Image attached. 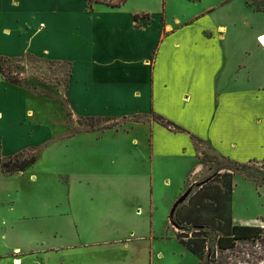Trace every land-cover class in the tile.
<instances>
[{
  "label": "crops",
  "instance_id": "0c3cea01",
  "mask_svg": "<svg viewBox=\"0 0 264 264\" xmlns=\"http://www.w3.org/2000/svg\"><path fill=\"white\" fill-rule=\"evenodd\" d=\"M140 1L144 2L140 7L133 6L138 1L129 0L121 8L95 5L90 12L87 0H57L56 24L46 17L41 24L27 28L33 32L32 38L39 36L49 43L54 31L61 35L59 39L66 44L61 43L60 49L69 55L75 53L78 61L73 56L61 55L58 59L71 61L77 74L87 76L82 88L86 99L80 97L89 111L126 119L125 126L110 136L140 133L142 142L139 137L133 142L134 149L143 155L135 171L129 170L130 164L119 168L122 159L115 161L112 153L105 163L101 159L83 160L89 169H79L74 160L72 168H64L61 156L77 153L69 147L78 138H96L98 144L107 142L104 140L110 136L98 138L89 133L71 137L57 162L63 172L72 173V212L63 207L40 215L21 210V198L25 196L18 185L25 179L27 184L37 183L33 166L25 172L0 176V183L9 184L6 193L0 190V203L10 200L8 217H0L1 241L5 242L0 246V264H111L102 259L103 253L110 255L114 264H157L165 259L156 246L157 158L179 154L198 157L194 142L199 140L237 163L264 161V23L256 31L250 23L246 25L247 41L255 45L244 48L226 36L229 26H238L236 17L226 24L213 22L220 9L237 0H226L183 17L169 16V9L163 6L165 0H156V8L147 6L146 0ZM179 1L185 7L202 2ZM243 1L253 16H264V12L249 6V0ZM14 4L13 8L19 6L15 8L21 11L31 10L27 1ZM42 8L44 13L51 9ZM136 15L140 16L138 21ZM0 32L12 36L11 28ZM208 33L215 35L210 38ZM55 49L44 48L42 52L52 54ZM153 112L185 132L168 130L151 119ZM241 113L248 116L243 123L249 126L245 153L240 148V133L244 132ZM138 117L146 121L134 122ZM229 133H235L240 142ZM92 149L100 151L99 146ZM121 169L127 176H117ZM200 171L199 165L192 173ZM37 195L40 197L41 192ZM33 197L27 199L32 201ZM256 221L250 218L239 224L257 226ZM101 247L105 248L102 252Z\"/></svg>",
  "mask_w": 264,
  "mask_h": 264
},
{
  "label": "rangeland",
  "instance_id": "374dc122",
  "mask_svg": "<svg viewBox=\"0 0 264 264\" xmlns=\"http://www.w3.org/2000/svg\"><path fill=\"white\" fill-rule=\"evenodd\" d=\"M18 1L21 3L27 1L31 4V10L22 9L21 11L15 8L19 6L13 8L16 5L14 2ZM134 1L138 3L133 6L140 7L144 4L140 0ZM224 1L226 0H202L201 3L185 7L179 0L168 2L165 0L163 6L165 10L169 9V16L174 14L177 17H183L211 5H220ZM56 2L57 0H0V31L6 27L12 29L11 37L4 36L5 32H0V63L2 65V72H0V176H11L5 173L3 164L23 162L31 157L37 159L36 167H32V173L37 175V183L27 184L29 181L25 179L18 185L25 196V199L21 198V210L30 209V213L34 215L55 213L56 209L59 210L62 207L66 212H72L69 207L72 208L73 201L72 192L69 189V178L72 179V173L63 172L61 164L57 162L68 140L77 134L89 133L95 134L98 138L109 137L121 130L120 128L125 126L123 123L127 121L92 114L89 111L87 102L80 97L83 95L85 98L86 93L82 91V88L87 81V76L77 74L71 61L58 59L63 55L73 56L75 61H78V55L75 53L69 55L65 50L60 49V44L65 43L59 39L61 35L54 31L51 35V43L39 36L31 37L33 32L29 33L27 28H32L34 23L41 24L46 17L54 24L58 22L57 15H55L58 13L55 8ZM145 2L150 8L157 7L156 0ZM42 6L51 9L44 13ZM18 16L22 19L21 22L16 18ZM234 17L238 21V26L233 28L229 26L226 36L236 39L244 48H253L255 44L252 40L247 41L246 25L250 23L256 31L263 25L264 16H253L246 9L245 1L237 0L229 7L220 9L213 22L216 25L226 24L228 19L231 21ZM208 34L210 38L215 35L214 33ZM261 40L264 41V38ZM195 43L199 47V44ZM225 44L227 45V42ZM52 47H56L55 53L42 52L44 48ZM194 49L196 50V47ZM79 71L83 73L82 69ZM7 78L18 81L20 85L6 81ZM246 117L248 116L243 113L239 116L240 126L244 131L240 133V148H243L244 153L246 146L244 143L249 138L246 131V127L249 126L243 124ZM133 120L136 123L146 121L140 117ZM213 134L216 135L217 132ZM229 134L230 137L237 138L235 133ZM137 137L142 142L140 133L139 136L135 133H127L121 138L110 136L104 140L107 142L98 144H96V138H85L84 140L78 138L69 147L70 151L74 150L77 153L68 157L61 156L63 167L72 168L74 160L75 166L79 169H89L88 163H85L87 167L83 164L85 161L101 159L105 163L112 153V157L116 158L115 161L122 159L119 168L125 169V164H130L129 170L135 171L143 155L134 149L136 143L133 140ZM237 140L239 141V137ZM194 144L198 157L179 154L161 155L156 159L154 178L158 211L155 216V230L159 237L156 246L165 254V259L158 261L157 264H264V235L260 240L240 241L236 248L220 251L217 247L218 234L210 231L207 239L208 250L203 261L186 250L176 239L175 233L177 232L192 239L195 230L191 227L179 229L172 224L171 212L175 203L188 190H192L193 194L201 185L209 181L220 180L225 173L233 175L235 184L233 196L235 223L239 224L250 218H256L257 227L264 228V161L237 163L222 157L205 142L198 140ZM98 146L100 151L92 149ZM244 164L246 166H243ZM199 165L201 171L194 175L192 171ZM123 169L117 173L119 178H123L126 174ZM0 185H2L0 190H5L6 193L9 184L1 182ZM39 192H41L40 197L37 195ZM32 194L34 197L30 201L27 198ZM166 196H168L167 199H165ZM173 200H176L174 204ZM9 203L10 200L6 199L4 203H0L2 219L8 217L6 209ZM112 204L117 205L118 203L113 202ZM1 240L0 236V246L5 244ZM104 249V247L99 248L100 252ZM102 255L105 262L114 264L110 255L105 253Z\"/></svg>",
  "mask_w": 264,
  "mask_h": 264
},
{
  "label": "trees",
  "instance_id": "16d2710c",
  "mask_svg": "<svg viewBox=\"0 0 264 264\" xmlns=\"http://www.w3.org/2000/svg\"><path fill=\"white\" fill-rule=\"evenodd\" d=\"M128 1L87 0L90 12L94 10L95 5L121 8ZM188 1L196 3L202 0ZM248 4L256 12H264V0H249ZM144 17L148 18V16ZM139 19L140 16L136 15L135 20L138 21ZM0 72H2L1 63ZM6 81L20 85L18 81H12L8 78ZM152 118L167 129L175 132H185L181 127L154 112L152 113ZM36 163L37 159L31 157L23 162L16 161L15 163L3 164V170L9 175H14L29 170ZM243 166H246V164ZM234 188L233 175L225 173L220 180L209 181L201 185L193 194L191 193L188 200L180 205L176 209L174 216L171 217L172 224L179 229L191 227L195 230L192 239L178 232L176 233V238L182 246L201 261L207 254V239L210 231L218 234L217 247L220 251L232 250L236 248L237 243L240 241L260 240L264 235V228L262 227L235 223L233 216Z\"/></svg>",
  "mask_w": 264,
  "mask_h": 264
},
{
  "label": "water",
  "instance_id": "95a60500",
  "mask_svg": "<svg viewBox=\"0 0 264 264\" xmlns=\"http://www.w3.org/2000/svg\"><path fill=\"white\" fill-rule=\"evenodd\" d=\"M191 193H192V190H188L176 203H175V205H174V207H173V209H172V212H171V217H173L174 216V213L176 212V209L180 206V205H182V204H184L187 200H188V198L190 197V195H191ZM177 227V226H176Z\"/></svg>",
  "mask_w": 264,
  "mask_h": 264
}]
</instances>
